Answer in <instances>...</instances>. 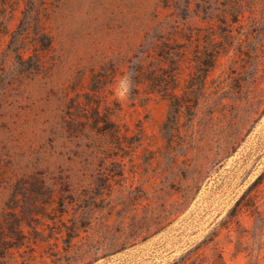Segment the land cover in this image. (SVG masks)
<instances>
[{
    "label": "rangeland",
    "instance_id": "rangeland-1",
    "mask_svg": "<svg viewBox=\"0 0 264 264\" xmlns=\"http://www.w3.org/2000/svg\"><path fill=\"white\" fill-rule=\"evenodd\" d=\"M50 1L42 68L0 83V264H264V0H242L241 56L209 77L222 103L173 146L134 55L176 20L205 48L202 9L226 0ZM108 121L142 140L113 144Z\"/></svg>",
    "mask_w": 264,
    "mask_h": 264
},
{
    "label": "trees",
    "instance_id": "trees-1",
    "mask_svg": "<svg viewBox=\"0 0 264 264\" xmlns=\"http://www.w3.org/2000/svg\"><path fill=\"white\" fill-rule=\"evenodd\" d=\"M50 2L0 0V83H9L8 79L15 77H29L30 73L42 68L45 62L43 53L54 46V35L48 24ZM202 12L210 23L205 28L201 27L207 42L205 48L192 50L190 34L185 31L183 23L176 20L174 25L163 22L160 36L149 41L145 47L142 46L134 55L136 63L133 67V78L139 83L147 84L150 92L159 93L168 101L169 110L162 131L172 146L178 142V137L187 136L181 131L182 118L186 113L198 115L210 112L214 115L218 105L222 103L218 91L225 84V79L219 76L209 82V77L224 57L235 63L241 56L238 53L242 52L239 47L233 52L235 23L248 16L249 21L254 20V11L247 15L242 0H226L222 7L209 5ZM220 23L224 25L221 26ZM187 68L196 72L189 73L191 82L185 86V97L180 100L175 81L186 78ZM195 73L197 76H194ZM110 122L109 141L113 144L121 147L133 146L142 140V137L135 138V135L123 130L116 122ZM188 142L183 139V144ZM248 191L240 197L237 206L246 199ZM247 202L248 200L243 206L249 204ZM253 204L258 208L256 201Z\"/></svg>",
    "mask_w": 264,
    "mask_h": 264
}]
</instances>
